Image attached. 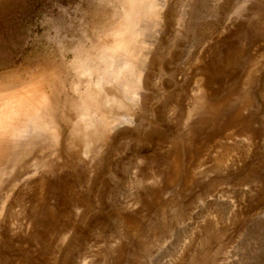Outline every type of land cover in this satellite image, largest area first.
I'll return each mask as SVG.
<instances>
[{
    "label": "rangeland",
    "instance_id": "374dc122",
    "mask_svg": "<svg viewBox=\"0 0 264 264\" xmlns=\"http://www.w3.org/2000/svg\"><path fill=\"white\" fill-rule=\"evenodd\" d=\"M52 66L113 127L50 117L62 164L0 191V264H264V0H0V86Z\"/></svg>",
    "mask_w": 264,
    "mask_h": 264
},
{
    "label": "bare ground",
    "instance_id": "6f19581e",
    "mask_svg": "<svg viewBox=\"0 0 264 264\" xmlns=\"http://www.w3.org/2000/svg\"><path fill=\"white\" fill-rule=\"evenodd\" d=\"M143 1L133 0L134 3H143ZM126 35L112 38V40L108 38V41L103 44L106 54L103 59L104 71L106 72L105 75L110 78H112V65H114L112 51L117 50L122 55L125 54L129 57L138 53L139 43ZM75 64L77 71L72 73L78 75V72L83 68V59H76ZM47 70L44 78L39 79L36 84L33 83L34 85L16 91L7 90L0 86V191L3 189L14 191L17 186L16 182L22 177L31 179L36 175L42 177L58 171L57 169L62 164L59 158L64 150H62L63 148H54L55 146L50 142L51 135L53 138L55 135L58 137L60 135L59 131L50 129V117H55L57 120V123L55 120L53 121L54 126L56 125L59 130L67 131L70 135L80 131L85 119L90 126L101 125L106 136L113 127L110 89L104 91V107L106 109L103 110V116L100 118L98 115H90L85 113L87 110L85 111L86 108L83 107L80 97L84 96L86 92L95 96L96 93L86 90L83 94L79 88L69 87V77L73 74L71 75L68 69L52 66ZM35 76V74L32 75L33 78ZM44 84L51 88L48 93L44 89ZM76 86L79 87L78 84ZM96 132V129L94 132L92 131L94 136ZM74 142L79 144L78 140ZM92 150L93 148L87 143L82 153L85 155L92 154ZM69 156L71 159H78L77 151L69 150Z\"/></svg>",
    "mask_w": 264,
    "mask_h": 264
}]
</instances>
